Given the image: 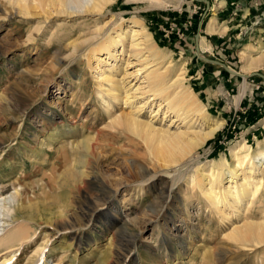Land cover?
<instances>
[{
  "label": "rangeland",
  "instance_id": "obj_1",
  "mask_svg": "<svg viewBox=\"0 0 264 264\" xmlns=\"http://www.w3.org/2000/svg\"><path fill=\"white\" fill-rule=\"evenodd\" d=\"M11 2L0 0V198L11 195L15 203L19 197L26 211L8 222L25 225L31 235L12 251L0 245V260L6 258L2 264H264V243L229 239L240 217L229 207L215 213L195 189L199 177H210V161L220 155L231 161L238 143L245 141L252 154L258 147L264 152V79L252 75H264V0H183L161 7L149 0H115L98 13L48 17L21 14ZM132 18L141 20L154 43L174 60L169 72V60L158 62L169 83L180 78L207 114L223 123L211 143L173 166L162 167L144 138L112 122L113 116L152 98L142 93L147 90L143 71L123 76L141 67L137 57L126 53L115 60L98 51L119 23ZM210 20L212 33L206 32ZM225 30L222 37L208 35ZM202 37L207 49L199 48L200 55L215 62L196 59V41L200 47ZM212 38L229 43L226 54L213 52ZM190 58L219 71L213 92L222 82L223 104L231 108L226 116L209 109L188 78ZM105 61L116 64V79L135 92L130 102L104 91L109 87L102 80L109 66ZM250 61L262 63L243 70ZM224 66L251 76L234 75ZM227 78L231 81H223ZM157 99L148 100L141 120H150ZM151 121L155 127L169 126L168 117ZM86 140L95 151L99 179L94 180L103 187V201L91 211L64 202L65 195H76L70 181L72 175L81 176L83 159L73 152ZM260 193L244 211L249 220L264 215V189ZM120 226L124 230L118 233Z\"/></svg>",
  "mask_w": 264,
  "mask_h": 264
},
{
  "label": "bare ground",
  "instance_id": "obj_2",
  "mask_svg": "<svg viewBox=\"0 0 264 264\" xmlns=\"http://www.w3.org/2000/svg\"><path fill=\"white\" fill-rule=\"evenodd\" d=\"M113 1L115 0H12L11 3L16 6L17 11L21 14L39 13L48 17L52 13L65 14L67 16L80 12L98 13ZM182 1L149 0L151 5H158L159 7L169 5V3L177 5ZM213 24L212 20H210L207 24L206 32L212 33L215 31ZM117 27L119 29L114 31V35H108L100 42L98 51H103L104 54L115 58V60L117 58L121 60V55L126 53H128V56L137 57L141 67L135 69V73L124 72L123 76L143 71V80H145L147 90L144 89L145 91L142 93L150 92L152 98L141 101L137 105H132L131 108L134 109L130 112L113 116L112 122L124 126L144 138L149 153L162 163L160 164L162 167L175 165L186 157V154L193 153L196 148L207 143L221 128L223 123L221 120L214 117L211 118L207 114L203 103L197 99L189 87L182 83L180 78H175L173 82L169 83L166 71L169 72L168 70L171 68V64H174V60L168 56L165 49L158 47L154 43L150 32L141 20L132 18L119 23ZM119 48L120 52L118 53ZM199 48L200 50L207 49V44L203 37L200 39ZM92 50L94 51V49ZM199 56L203 58L200 53ZM167 60H169V65L166 66V71L160 72L159 65L162 61ZM105 62L109 66L105 73L102 74V80L108 83L109 87L104 91L111 94L114 100L122 99L124 103L130 102V98L134 97L135 92H129V85L124 86L121 80L116 79L113 73L116 71V64ZM125 62L127 63V61ZM158 62H160L159 65ZM261 63L262 61H250V64L244 66L243 70L256 68ZM121 93L124 94L119 97L118 95ZM155 97L158 98L157 104L154 109L150 110V120H141L139 112L148 103V100L152 101ZM240 97H238V100ZM165 117H168L169 126L167 128L155 127L151 121L164 120ZM194 125L198 126V129H192ZM174 126H178V128L171 131L170 128ZM261 130H264V125ZM258 146H261V144H258ZM76 148V153L74 150L72 151H74L73 153L78 161L83 159L80 161L83 171L80 177L72 175L73 179L70 181V186L72 190L74 189L76 195L71 198L65 195L64 202L68 205L83 206L87 211H91L94 206L103 201L100 196L103 187L101 183L97 184L95 182L96 179H99L95 169V151L93 143L88 140L82 141L80 146ZM249 149V145L242 141L232 148L231 161H228L222 155L218 159L211 160L210 177H199L195 182V189L203 195L205 201L212 206L215 213H222L225 207H229L231 214L238 218L240 217L242 220L241 224L234 227L226 235L229 239L235 241V243L244 244L254 241L256 244H260L264 243V209L261 211L263 216L259 221L247 219L244 216V211L246 212L252 207L254 199L261 194V189H264V152L258 147L255 153L252 154ZM90 172L95 175L93 179L89 176ZM64 175L66 176V174ZM193 180L194 178L190 181L193 182ZM65 185L68 186L67 181L62 184L64 190L67 189ZM82 191L85 194H80ZM10 196L5 195L0 198V245H4L8 251H12L23 244L31 235V229L25 225L21 223L14 225L12 222H8L9 220H20L17 216L23 215L26 211L22 201L18 203L19 197L13 203L14 198ZM10 203H13L11 205L12 210L8 209V204L10 206ZM13 213L15 218H13ZM29 216L31 215L28 214ZM123 228V226H120L117 232H121L124 230ZM256 244L254 243V245ZM10 253L12 255V252ZM4 260L6 258L0 260V264Z\"/></svg>",
  "mask_w": 264,
  "mask_h": 264
},
{
  "label": "crops",
  "instance_id": "obj_3",
  "mask_svg": "<svg viewBox=\"0 0 264 264\" xmlns=\"http://www.w3.org/2000/svg\"><path fill=\"white\" fill-rule=\"evenodd\" d=\"M226 31L227 30H225V32H223V34H221V35H219V33H216V32L213 34H208V35H217V37H222L226 33ZM212 39L215 42L214 46H216V48H217L216 50L213 49V52L215 54L216 53L220 54V52H222L223 54H226L228 49H229V43L223 42V43L219 44L221 39H218V38H212ZM210 48L212 49L211 46H210ZM213 52L211 53L212 55H213ZM196 59H198V56H196ZM196 59L193 60V58H190L191 66L189 68L190 74H189L188 78L193 81V84L198 86V88L200 89V93H202L206 99V102H207V105L209 106V109H212L218 115L226 116L225 115L226 113L231 112V110H230L231 108H229V106H227V104H226L227 101H224L225 104H223L222 97H225L223 94V90H224L223 83L221 82L218 85H216L215 89H217V91L213 92L214 91L213 85L215 84L213 78L215 77L216 73H219V71H217V72L212 71L209 66L202 65V63H200ZM192 60H193V62H192ZM201 61L206 62L203 60H201ZM229 77H233V76H229ZM223 81L230 82L231 80L229 78H227V79H223ZM218 100H221V102H217ZM236 105H238V104H236V101H235V106Z\"/></svg>",
  "mask_w": 264,
  "mask_h": 264
},
{
  "label": "water",
  "instance_id": "obj_4",
  "mask_svg": "<svg viewBox=\"0 0 264 264\" xmlns=\"http://www.w3.org/2000/svg\"><path fill=\"white\" fill-rule=\"evenodd\" d=\"M197 38H198V36H197ZM196 51H197V55H198V57L201 58V57L199 56V47H198V43H197V41H196ZM201 59H203V60H208V59H205V58H201ZM208 61H210V62H215V61H212V60H208ZM224 67H225V69H227L229 72H231V73L234 74V75L242 76V77H244V78H248L249 76H251V74H248V75L240 74V73H238V72H235V71H232V70L228 69L226 66H224ZM252 75L264 79V75H262V74H260V73H257V72L252 73Z\"/></svg>",
  "mask_w": 264,
  "mask_h": 264
},
{
  "label": "trees",
  "instance_id": "obj_5",
  "mask_svg": "<svg viewBox=\"0 0 264 264\" xmlns=\"http://www.w3.org/2000/svg\"><path fill=\"white\" fill-rule=\"evenodd\" d=\"M254 116L253 115H250V119H252ZM212 141H208L207 143H211ZM215 151V150H214Z\"/></svg>",
  "mask_w": 264,
  "mask_h": 264
}]
</instances>
